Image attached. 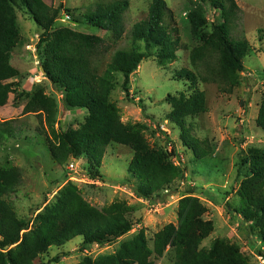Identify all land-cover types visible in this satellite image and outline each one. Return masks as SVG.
<instances>
[{"label": "trees", "instance_id": "trees-1", "mask_svg": "<svg viewBox=\"0 0 264 264\" xmlns=\"http://www.w3.org/2000/svg\"><path fill=\"white\" fill-rule=\"evenodd\" d=\"M187 22L192 37L199 44L190 52L193 71L181 70L178 78H186L193 86L198 82L216 84L222 93L231 94L239 86L240 75L245 71L243 60L249 53L245 37L233 35L240 22L237 0H188ZM130 0L98 2L76 20L110 34L113 41L126 35V14ZM220 13L219 22L211 25L207 34L206 7ZM17 10H27L43 29L37 44L39 61L45 77L62 90L65 102L71 109H85L89 113L86 123L76 131L55 130L58 102L43 91L36 93L26 104L24 114H41L59 142L50 143L54 160L63 162L62 147L77 157L85 155L90 163L88 172L93 180H102L98 170L107 149L112 145L127 147L133 153L130 173L139 184L134 187L137 198H160L165 201L172 192V184L184 173L170 158L154 150L145 138L140 125L125 124L111 102L117 76H123L122 89L127 93L131 75L143 61L153 55L164 67L176 61L182 49L178 30L172 26L174 12L165 0H153L145 20L134 24L131 30L132 45L112 52V46L103 38L78 32L72 28L56 29L61 8L54 9L44 0H0V108L9 103L14 85L9 81L19 76L10 63V52L21 40ZM264 34L263 30H260ZM110 56V61L108 56ZM171 106L167 119L182 130L184 145L198 161L212 154L209 140L196 137L188 118L206 112L204 91L195 87L193 93L168 95ZM257 126L264 131V98L257 118ZM15 132L13 123L0 122V147ZM175 150L173 155H175ZM250 174L243 182L240 196L246 206L241 212L250 238L264 243V149L251 151ZM22 175L17 168L0 166V264H36L52 247H62L82 237L80 250L88 246L104 247L128 234L133 226L134 209L123 203H114L103 209L88 203L74 185L65 187L53 204L34 218L23 221L6 197L21 185ZM204 208L194 200H186L180 207L178 226L167 225L158 232L149 247L144 236L126 243L115 255L86 257L78 264H155L162 260L170 248L175 253V264H245L229 242L215 240L210 249L202 243L214 231L211 221L202 219ZM32 224V225H31ZM255 245V244H254ZM12 248V249H11ZM10 249V250H9ZM7 251V253H5ZM264 258V251L259 250ZM66 254H59L46 264H55ZM44 264V263H43Z\"/></svg>", "mask_w": 264, "mask_h": 264}, {"label": "rangeland", "instance_id": "rangeland-1", "mask_svg": "<svg viewBox=\"0 0 264 264\" xmlns=\"http://www.w3.org/2000/svg\"><path fill=\"white\" fill-rule=\"evenodd\" d=\"M106 1L112 0H44L54 9L61 8L56 29L69 27L97 35L112 46V54L118 49L130 48L131 30L134 24L147 18L153 0H130L126 35L117 42L104 31L76 22L96 3ZM165 1L174 12L172 26L177 28L182 44L176 61L164 67L153 55L131 75L127 93L122 89L123 76L119 74L111 95V102L122 122L140 125L150 146L168 156L183 171L184 178L176 180L163 193L173 194L165 201H159L158 197L147 200L136 197L133 188L139 182L129 170L134 153L127 147L112 144L107 149L98 170L102 180L90 177V163L85 155L74 156L62 147L61 159L67 158L63 162L54 160L50 143L59 146V142L44 115L24 114L28 101L40 91L57 100L58 115L54 127L58 134L79 130L89 118V113L85 109L69 108L62 90L45 77L37 51L43 29L27 10H17L21 40L10 52V63L19 76L9 81L14 85L13 92L8 105L0 108V122L11 121L15 132L0 147V166L19 169L22 181L6 199L23 221L34 218L53 204L69 185L76 186L84 199L96 208L123 203L134 209L132 230L115 242L104 247L88 246L81 251L83 239L77 237L62 247H52L36 264H46L59 254L67 256L55 264H78L86 257L96 259L115 255L123 245L140 236H144L152 248L158 232L170 224L178 226L180 207L186 200L197 201L205 210L202 219L214 225L213 233L202 243L203 249H210L215 240H223L234 246L241 262L264 264V258L258 253L259 250L264 251V243L250 238L247 224L241 216L246 203L240 196L242 184L250 174V166L246 162L251 151L264 149V131L257 126L264 98V34L260 32L264 31V0H237L241 10L240 22L233 35L245 37L250 49L243 60L245 71L240 75L239 86L231 94L222 93L216 84L198 82L193 86L186 78H178L181 70L193 71L190 52L199 42L189 31L186 17L188 0ZM206 13L208 26L205 32L210 34L213 31L211 25L219 22L220 13L210 6L206 7ZM64 16L69 19H63ZM195 87L205 92L207 110L195 118H188L187 126L196 137L209 140L212 145V154L205 161L194 158L183 143L181 128L167 119L171 112V106L165 103L168 95H189ZM72 164H75L74 169L70 167ZM155 264H175L174 250L169 248L165 257Z\"/></svg>", "mask_w": 264, "mask_h": 264}, {"label": "built area", "instance_id": "built-area-1", "mask_svg": "<svg viewBox=\"0 0 264 264\" xmlns=\"http://www.w3.org/2000/svg\"><path fill=\"white\" fill-rule=\"evenodd\" d=\"M67 18L69 19V17H68V16H64V18H63V19H67ZM70 167H71V169H74V168H75V164H72Z\"/></svg>", "mask_w": 264, "mask_h": 264}, {"label": "water", "instance_id": "water-1", "mask_svg": "<svg viewBox=\"0 0 264 264\" xmlns=\"http://www.w3.org/2000/svg\"><path fill=\"white\" fill-rule=\"evenodd\" d=\"M41 70H42L43 74L45 75V71H44V69L42 67H41Z\"/></svg>", "mask_w": 264, "mask_h": 264}]
</instances>
